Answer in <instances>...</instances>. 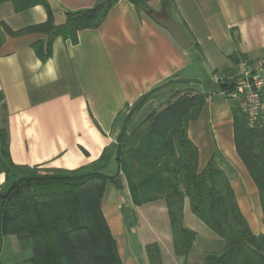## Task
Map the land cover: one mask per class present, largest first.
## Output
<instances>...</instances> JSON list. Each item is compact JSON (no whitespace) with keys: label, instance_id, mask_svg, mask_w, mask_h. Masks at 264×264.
I'll return each instance as SVG.
<instances>
[{"label":"crops","instance_id":"crops-1","mask_svg":"<svg viewBox=\"0 0 264 264\" xmlns=\"http://www.w3.org/2000/svg\"><path fill=\"white\" fill-rule=\"evenodd\" d=\"M48 1L57 24L66 21V9L97 3ZM145 1L151 14L129 0H119L100 27L79 31L76 42L57 37L44 60L34 44L42 43L46 52V34L12 32L45 22L46 8L39 4L18 11L12 0H0V131L7 132L12 161L49 171L83 169L114 176L123 131L131 133L175 94L200 91L209 97L188 128L199 150V169L215 159L229 177L251 230L264 234L262 198L235 143L233 107L237 102L243 109V102L234 96L235 87L220 90L214 80L216 72L236 68L234 58L253 64L264 57V0ZM153 15L179 23L192 45L181 47ZM239 70L238 64L236 73ZM5 182L0 173V188ZM147 206L161 217L167 211L163 201L134 205L123 177L121 187L108 182L103 211L124 264H140L128 247V235L137 233L143 221L148 232L156 231ZM124 207L132 213L134 232L127 228ZM183 214L184 226L196 232L193 249L184 260L174 253L172 230L170 247L163 236H156L164 264H197L195 253L203 262L206 253L224 246V240L192 212L188 198ZM8 238L13 251L22 252L19 239L8 236L0 258ZM27 257L28 253L22 258ZM143 264H150L148 257Z\"/></svg>","mask_w":264,"mask_h":264},{"label":"trees","instance_id":"trees-1","mask_svg":"<svg viewBox=\"0 0 264 264\" xmlns=\"http://www.w3.org/2000/svg\"><path fill=\"white\" fill-rule=\"evenodd\" d=\"M15 9L43 5L45 22L12 32L14 35L44 33L34 48L46 59L57 37L78 40V32L102 25L119 0H97L90 8L65 10L66 21L57 24L48 0H12ZM151 14L145 0H129ZM236 68L224 71L220 90L232 91ZM208 94L188 90L175 94L154 110L131 133L118 138L119 171L114 176L95 170H47L16 165L10 156L8 136L0 131V173L6 176L0 188V254L4 238L16 236L28 253L13 264H124L117 240L103 211L108 182L121 187L126 180L134 205L163 201L169 215L174 253L184 260L191 253L196 232L184 226V201L192 212L224 240L220 251L205 254L204 264H264V234L251 230L238 204L225 171L211 159L199 169V150L188 134L189 122L198 115ZM236 149L254 179L264 206V111L250 125L235 102ZM150 264H164L158 242L146 245ZM0 264L3 263L0 258Z\"/></svg>","mask_w":264,"mask_h":264},{"label":"rangeland","instance_id":"rangeland-1","mask_svg":"<svg viewBox=\"0 0 264 264\" xmlns=\"http://www.w3.org/2000/svg\"><path fill=\"white\" fill-rule=\"evenodd\" d=\"M144 209L145 208H143L142 211H144ZM147 209H148L147 211H149L148 215L151 217L150 218L151 220H149V221H152V224L155 226L156 231L155 232L153 231L154 233L148 232L147 231L148 226L146 223L147 221H143L145 224H143L141 228H138L139 230L137 233H135V234L130 233L128 235V243L126 241V243L128 244V247L131 250L132 254L136 257V259L139 261L140 264H143V261L147 257L145 247H144V243H148V244L152 243V242H154V238H156V236H160V238L163 236L166 239L165 240L166 243L169 244V247L172 244L171 243V236L169 238V234H168V233H170V230H171V224H170L168 212L166 211L164 214H162V216H164V217H161L160 214H158L156 212H151V210L149 209L148 206H147ZM124 213H125V220H126L127 228L130 231L134 232L136 225L134 223L132 213L130 212V210L128 208L126 209L125 207H124ZM165 234H168V237ZM17 239H18V237H17ZM167 239H169V240H167ZM19 242H20V240H19ZM26 254L27 253L20 252V255H19L16 251H13L11 240H10V238H8V240H6V242H5L4 254H3L1 259L5 263L10 262V261H12V262L18 261L20 259L21 260L18 262H22V260H24L23 258ZM193 258L197 262V264H204L201 260L200 254L195 253Z\"/></svg>","mask_w":264,"mask_h":264},{"label":"built area","instance_id":"built-area-1","mask_svg":"<svg viewBox=\"0 0 264 264\" xmlns=\"http://www.w3.org/2000/svg\"><path fill=\"white\" fill-rule=\"evenodd\" d=\"M240 70L235 74V95L243 102V110L252 126L264 111V57L250 64L241 59ZM226 78L224 72H216L214 80L221 82Z\"/></svg>","mask_w":264,"mask_h":264},{"label":"water","instance_id":"water-1","mask_svg":"<svg viewBox=\"0 0 264 264\" xmlns=\"http://www.w3.org/2000/svg\"><path fill=\"white\" fill-rule=\"evenodd\" d=\"M154 19L164 28H166L174 40L184 49L192 45V41L182 26L170 17H159L153 15Z\"/></svg>","mask_w":264,"mask_h":264}]
</instances>
